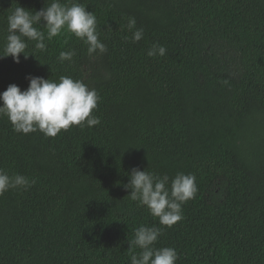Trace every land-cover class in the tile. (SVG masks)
<instances>
[{
  "label": "trees",
  "instance_id": "trees-1",
  "mask_svg": "<svg viewBox=\"0 0 264 264\" xmlns=\"http://www.w3.org/2000/svg\"><path fill=\"white\" fill-rule=\"evenodd\" d=\"M50 2L0 0V51L15 7ZM78 2L107 52L89 56L62 30L46 51L29 42L34 56L19 63L0 57V92L25 90L29 75L71 76L100 97L98 125L55 137L0 118V168L36 181L0 195V264H130L140 226L162 228L155 247L175 248L176 264H264V0ZM129 16L144 30L136 43ZM154 42L164 56H147ZM69 49L72 61L59 62ZM133 167L195 177L182 220L163 226L129 198Z\"/></svg>",
  "mask_w": 264,
  "mask_h": 264
},
{
  "label": "clouds",
  "instance_id": "clouds-1",
  "mask_svg": "<svg viewBox=\"0 0 264 264\" xmlns=\"http://www.w3.org/2000/svg\"><path fill=\"white\" fill-rule=\"evenodd\" d=\"M46 29L45 32L36 27ZM97 18L93 12L86 11L85 5L78 0H51L45 7L30 11L24 7H15L7 16V35L4 37L0 57L11 56L15 63L20 62V54L27 59L32 52L26 51L29 42L41 52L47 50L45 39L51 40L62 30L73 34L87 45V54L107 52L96 31ZM131 33V42H139L144 30L137 27L135 17L129 16L126 24ZM129 37H125L128 39ZM166 48L154 42L147 50V56H164ZM75 50H62L57 56L61 63L71 62ZM34 56V55H33ZM28 87L21 90L16 84H9L0 92V118L7 117L14 131L23 134L40 132L45 137H55L62 130L72 126L92 127L100 123L94 116L100 97L94 88L71 76H60L58 81L39 76H27ZM36 183L35 179L19 174H9L0 168V195L11 189L28 190ZM130 189L129 198L141 206L147 207L150 214L158 218L161 225L171 227L183 219L182 205L194 198L197 192L195 177L192 174L177 172L170 178L154 172L133 167L128 173V182L123 185ZM162 228L140 226L134 230V237L128 244L129 250L139 248L138 253L131 252L130 264H176L178 253L175 248L155 247Z\"/></svg>",
  "mask_w": 264,
  "mask_h": 264
}]
</instances>
